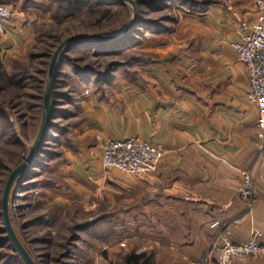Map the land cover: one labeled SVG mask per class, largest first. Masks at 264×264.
<instances>
[{
	"label": "crops",
	"instance_id": "crops-1",
	"mask_svg": "<svg viewBox=\"0 0 264 264\" xmlns=\"http://www.w3.org/2000/svg\"><path fill=\"white\" fill-rule=\"evenodd\" d=\"M37 2L0 0L15 10L0 34V65L26 57L27 20ZM181 9L174 26L143 41L144 64L109 83L88 82L86 97L79 88L70 102L76 120L59 147L63 163L53 170L62 185L50 188L65 204L116 199L121 209L106 216L125 221L128 237L151 242L155 257L167 254L171 264H197L222 238L242 244L256 233L264 246V141L255 107L245 99V70L229 50L256 11L250 0H198ZM62 68L69 80H80ZM128 138L162 152L155 173L103 169L102 145ZM242 173L254 185L248 200L240 194ZM237 264H264V258Z\"/></svg>",
	"mask_w": 264,
	"mask_h": 264
},
{
	"label": "rangeland",
	"instance_id": "rangeland-1",
	"mask_svg": "<svg viewBox=\"0 0 264 264\" xmlns=\"http://www.w3.org/2000/svg\"><path fill=\"white\" fill-rule=\"evenodd\" d=\"M37 1V7H32L37 13L29 15L27 20L32 43L27 49L26 57L24 60H4V65H0V162L3 166L0 169V202L8 176L25 159L28 146L34 141L38 130L47 70L56 48L73 36L100 35L118 38L133 17V8L125 3L124 7L113 5L107 10L105 6H96L92 2L95 0H87L86 5L77 9H63L62 6L68 0ZM131 1L135 4L139 0ZM196 1L198 0H164L156 8H139L140 18L145 21L170 18L172 23L166 25L170 29L179 19L178 14L183 11L181 8ZM10 5L4 6L9 7L12 21L15 10ZM26 6L28 2H23L21 7L24 10ZM136 13L138 14L137 8ZM142 34L144 38L127 52L122 47L120 53L97 61L101 67L110 62L118 65L112 71L110 81L115 75L122 76L125 71L148 60L140 53L141 45L147 38L154 37V34L144 30ZM88 51L91 50L74 48L68 57L80 58L82 53ZM91 61L96 60L86 59L87 63ZM63 66L68 67L73 76L70 66L63 64L56 80L55 110L61 114L53 120L52 125L57 126L60 133L54 130L48 133L49 139L42 149L45 154H41L37 161L40 168L23 173L21 177L25 180L19 185L20 179L10 193L8 213L16 236L35 264H171L167 254L166 257L164 254L159 255L161 258L155 257L151 242L144 244L136 235L128 237L127 232L131 230L125 226V221L107 219L106 212L111 213L122 207L116 199L113 205L102 202L96 205L90 201L65 204L61 202L57 191H51L55 189L50 187L62 185L61 179L53 170L63 163L59 147L66 143L76 120L72 118L77 109L70 102L75 100L80 87L83 92L88 82L96 84L92 78L75 82L69 80L66 76L68 73H62ZM10 76H15L14 81L20 80L19 83L7 82L6 79ZM58 95L68 96L64 99L57 98ZM88 95L89 91L84 97ZM14 142L17 146L13 145ZM0 227L3 228L2 221ZM139 255L144 258L137 262L132 260ZM203 259L202 257L197 264H201ZM251 259L257 258L246 261ZM13 264L20 263L16 261Z\"/></svg>",
	"mask_w": 264,
	"mask_h": 264
},
{
	"label": "built area",
	"instance_id": "built-area-1",
	"mask_svg": "<svg viewBox=\"0 0 264 264\" xmlns=\"http://www.w3.org/2000/svg\"><path fill=\"white\" fill-rule=\"evenodd\" d=\"M256 19L240 26L238 38L229 44L247 76L246 101L255 107L258 138L264 141V0H250ZM11 25L8 6L0 4V34ZM85 95L88 94L86 90ZM163 159L162 152L148 141L137 138L108 140L101 147V165L105 171L122 175L142 177L157 171ZM254 189L247 173L241 174L240 194L250 199ZM201 264H237L249 258H264V246L253 234L245 243L234 244L226 238L209 246Z\"/></svg>",
	"mask_w": 264,
	"mask_h": 264
},
{
	"label": "trees",
	"instance_id": "trees-1",
	"mask_svg": "<svg viewBox=\"0 0 264 264\" xmlns=\"http://www.w3.org/2000/svg\"><path fill=\"white\" fill-rule=\"evenodd\" d=\"M91 1V0H89ZM164 1V0H149V1H145V0H139V1H135V5L137 8V12H138V18L135 22L134 27L125 35L122 36L116 40H112V41H89V42H83V43H79V44H73V45H69L67 47H65L63 49V51L60 53L59 55V59H58V70H57V74H56V79H55V83H54V88H53V92H52V106H51V120L49 123V132L51 130L56 131L57 133H60L58 131V127L52 125L53 120L57 119L58 115H60L61 113L58 112L57 110H55L56 107V92H55V87H56V80L59 76V70L61 68V66L64 64L69 65L70 66V70L73 74L74 77L79 78L81 81L84 80H88L89 78L94 79V82L96 84H104V83H108L111 79V73L112 71L118 67L117 64H115L114 62H110V63H106L104 65V67H101V65L97 62L98 60H105L109 57H111L112 55H116L118 53H120V50L122 47L125 48V52H127L126 50L132 48L133 46L137 45L138 42H140L141 39L144 38V34H142V30L147 31V32H151L152 34L156 35V34H160L161 32H166L169 29L168 26H166L167 24H170L172 22V20H170V18L164 17L161 18L159 20H147L145 21L144 19H141V13L139 11V8H148L151 9L152 7L154 8L155 6L159 7V4ZM94 2V4L96 6H105L107 7L106 9L108 10L109 7L116 5L119 7H124V3H113L109 0H95L92 1ZM87 4V0H68L66 5H63L62 8L63 9H67V8H73V9H77L80 7H83L84 5ZM155 7V8H156ZM126 8V7H125ZM160 24V25H159ZM84 48V49H90L91 51L88 52H84L82 53V57L80 58H69L68 54L71 50H73L74 48ZM86 59H94L96 60L95 62H90L87 63ZM103 68V69H102ZM15 76H10L7 77L6 81L11 83V82H15L14 81ZM20 81V80H19ZM19 81L15 82L14 84H18ZM68 96V95H67ZM66 95H58L57 98H67ZM0 116H2V112L0 111ZM48 132V133H49ZM48 133L45 135L42 145L39 149L38 155L36 157V160L33 164V168H40L39 162H37L41 156V154H45L43 152V148L44 146H46V141L49 139L48 137ZM13 145L17 146V143L14 142ZM3 166L0 162V169H2ZM20 183H18L19 181H17L16 183H18L19 185L23 182V180H25V178L22 176ZM1 209V208H0ZM0 221H1V216H0ZM9 251L6 252V251ZM144 257L139 255L136 257H133V261H138V260H142ZM16 261H18L20 264H22L20 258L18 257V255L16 254V252L14 251V249L12 248L11 244L9 243L7 236L5 234L4 228L0 227V264H9V262H11V264L15 263Z\"/></svg>",
	"mask_w": 264,
	"mask_h": 264
},
{
	"label": "water",
	"instance_id": "water-1",
	"mask_svg": "<svg viewBox=\"0 0 264 264\" xmlns=\"http://www.w3.org/2000/svg\"><path fill=\"white\" fill-rule=\"evenodd\" d=\"M116 3H125L130 5L133 8V17L129 25L123 30L120 37L125 36L135 25L137 20V13L135 4L131 0H110ZM118 37V38H120ZM116 37H104L100 35H82V36H73L65 41H63L53 53L48 70H47V78L46 84L44 87L43 98H42V112L40 123L38 126V130L36 132L34 141L30 146H28V153L22 163L17 166L8 176L5 186L3 188L2 196H1V221L7 236L9 243L11 244L12 248L20 258L23 264H35L32 258L29 256L21 242L19 241L16 233L12 227L9 213H8V203L11 190L13 189L14 185L17 181L20 180L21 175L25 172H29L33 169V164L36 160L38 155L39 149L42 145L43 139L45 135L49 132V123L51 120V106H52V92L54 88V83L56 79V74L58 70V59L60 53L63 49L69 45L79 44L83 42L89 41H112L118 39Z\"/></svg>",
	"mask_w": 264,
	"mask_h": 264
}]
</instances>
